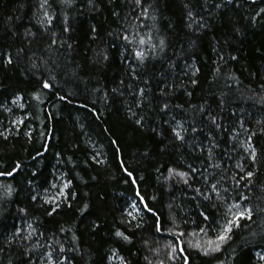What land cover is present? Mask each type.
<instances>
[{"label":"trees","instance_id":"trees-1","mask_svg":"<svg viewBox=\"0 0 264 264\" xmlns=\"http://www.w3.org/2000/svg\"><path fill=\"white\" fill-rule=\"evenodd\" d=\"M42 3L0 0V264H264V0Z\"/></svg>","mask_w":264,"mask_h":264},{"label":"snow or ice","instance_id":"snow-or-ice-1","mask_svg":"<svg viewBox=\"0 0 264 264\" xmlns=\"http://www.w3.org/2000/svg\"><path fill=\"white\" fill-rule=\"evenodd\" d=\"M65 3H68V4H71L72 0H64ZM91 2V0H90ZM142 2V0H136V3L139 5L140 3ZM48 3V0H43V3L40 5L41 8H44L45 5ZM219 7V5H218ZM260 13H264V8L260 9ZM260 13H257V15H259ZM145 15L147 14L146 12L144 13ZM189 17L193 16V13L192 12H189L188 13ZM44 16L47 17V22L50 24L51 23V16H49V13L47 11H45L44 13ZM41 23H43V21H41ZM68 29L66 28L65 31H67ZM127 39V37H125ZM53 43H56V41H53ZM140 43H144L143 40L140 41ZM161 44H163V41L160 42ZM137 57H139L141 60H143L144 58V53L143 52H137L136 53ZM107 57H105L106 59ZM9 63H11V59L9 58L8 60ZM198 71V69H197ZM193 83H196V81L194 80ZM44 87L45 88H51V85L47 82H44ZM115 91V90H114ZM141 96H143L144 94V89H140L139 90ZM61 99H65L64 97H62ZM142 103V101H141ZM163 108L164 109H167L168 108V105L167 104H164L163 105ZM213 119V123H215V118H212ZM137 124L141 123V120L140 119H137L136 121ZM217 127H220L219 124L216 125ZM155 131V130H154ZM182 131H186V129H183V126L180 125L178 123V126L176 128H173L172 129V132L174 134V137L175 139L177 140H180V141H183L185 139L184 135H182ZM192 131H197V129L195 128H192ZM249 139H251V137H249ZM115 143V141L113 142ZM248 147H252L251 145H249ZM201 151H203V149H201ZM209 151H211L209 149ZM37 155H40V153H37ZM252 158L253 160H255L256 156H255V150L253 149L252 151ZM93 159H95V157H93ZM214 167H218V165H214ZM237 167H241L239 164H237ZM20 168V165L19 164H16L15 167L12 169V171H9L7 173H4V172H0V175H8V176H12L14 174V172H16L18 169ZM189 172H176L174 169H170L169 170V179L175 175V176H178L180 177L181 181L185 184H188L189 182V179H192L194 178V174L197 173V169L195 168H192L191 166H189ZM124 171L127 173L128 177L132 178L133 177V173L132 172H129L126 168L124 169ZM253 176V173L252 172H248L247 173V178H251ZM244 178V177H242ZM141 179H143V177H141ZM127 183V181H125ZM71 183V182H69ZM132 183L135 184L136 181L135 179L133 178L132 179ZM237 183H239V181H237ZM64 187H68V184H65ZM196 191L199 192V189H197ZM8 192L10 193L11 192V189L9 188L8 189ZM215 193L218 197H219V191L217 189V184H211L210 185V191H209V194L208 195H205L204 193H200L201 196H203L204 199H210L211 198V195ZM61 195H65L64 193H61ZM137 195L139 196V191H137ZM33 200L36 199V196H33L32 197ZM141 199V202L144 203V208L147 210V212L149 213H152L153 214V217L154 219L156 220V223H155V230L157 232H160L162 230V225L159 221V218H158V214H156L153 210V208L149 207L148 204L146 202H144V198L141 196L140 197ZM152 199H155V197H153ZM47 203H52V201H46ZM70 206V205H69ZM87 205L84 206V209H81V212L83 213L84 210L87 209ZM133 208H135V205L133 204L132 205ZM233 207H236V205H233ZM59 208V205L57 204L56 207L52 208L51 211H49L47 214L48 215H53L57 209ZM129 216L132 215V213H129L128 214ZM239 216H244L248 219H251V209H245L244 212L240 213ZM239 216L236 218V223L238 224V220H239ZM205 219H208L207 217H205ZM126 222H130V221H126ZM233 221H227L225 223V225L220 228L215 240H209L208 241V247L206 248H202L201 250L203 251L204 255H210L212 253H215V252H218L220 251V248H221V245L223 243H226L229 239H230V233L232 232V229H233ZM32 225H29V228H31ZM93 227L95 228H98L99 225H93ZM136 227H140L139 224L136 225ZM61 231L64 232V231H67V229H64V228H61ZM171 231V230H169ZM201 232H204L205 230L203 228L200 229ZM115 235L117 237H120L122 238L123 240H126L128 242H131V237L129 236H126L123 232H120V231H117L115 232ZM179 235H183L182 233H180ZM73 239H76L75 237H73ZM190 247L193 246V245H189ZM195 247L197 248H200L201 246L199 244H196L194 245ZM64 251L63 247L60 248V252L62 253ZM176 251V248H173L172 249V252H175ZM180 252L183 253L184 252V249L183 248H180ZM48 255V259L49 261H51V264H57V262L53 259L52 257V254L51 253H47ZM113 255L115 256V252L113 253ZM171 255V254H170ZM121 264H127V262L121 257ZM171 259H176L175 256H171ZM259 259L261 260H264V255H261L259 256ZM68 260V257H63V261H67ZM182 260H183V264H190V258L187 256V255H183L182 256ZM63 261H61V264H63ZM161 264H163V261H161Z\"/></svg>","mask_w":264,"mask_h":264},{"label":"rangeland","instance_id":"rangeland-1","mask_svg":"<svg viewBox=\"0 0 264 264\" xmlns=\"http://www.w3.org/2000/svg\"><path fill=\"white\" fill-rule=\"evenodd\" d=\"M61 187H62L61 188V191L63 193L65 187L64 186H61ZM134 211H138L136 205H135ZM244 211H245V206H243L242 204L236 205V207H234L233 215L234 216H239V214L242 213V212H244ZM261 255H264V254H259V256H261ZM53 259L57 262V264H61V261H57L55 258H53ZM113 263L121 264L120 257L119 258L117 256L113 257ZM42 264H51V261H49L48 256L44 259V261L42 262Z\"/></svg>","mask_w":264,"mask_h":264}]
</instances>
